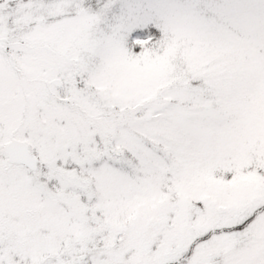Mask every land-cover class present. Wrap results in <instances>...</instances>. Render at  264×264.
<instances>
[{
    "label": "rangeland",
    "instance_id": "rangeland-1",
    "mask_svg": "<svg viewBox=\"0 0 264 264\" xmlns=\"http://www.w3.org/2000/svg\"><path fill=\"white\" fill-rule=\"evenodd\" d=\"M0 264H264V0H0Z\"/></svg>",
    "mask_w": 264,
    "mask_h": 264
},
{
    "label": "water",
    "instance_id": "water-1",
    "mask_svg": "<svg viewBox=\"0 0 264 264\" xmlns=\"http://www.w3.org/2000/svg\"><path fill=\"white\" fill-rule=\"evenodd\" d=\"M7 153L9 159L13 162L23 163L30 168L35 167L34 160L27 148V145L19 141L12 142L7 147Z\"/></svg>",
    "mask_w": 264,
    "mask_h": 264
}]
</instances>
